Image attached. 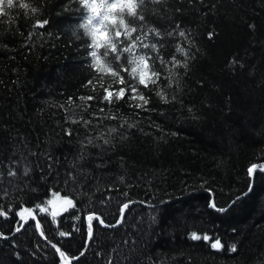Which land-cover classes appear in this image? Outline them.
Masks as SVG:
<instances>
[{
	"label": "trees",
	"instance_id": "1",
	"mask_svg": "<svg viewBox=\"0 0 264 264\" xmlns=\"http://www.w3.org/2000/svg\"><path fill=\"white\" fill-rule=\"evenodd\" d=\"M30 2L35 15L20 0L12 8L0 0V264H68L47 243L69 264H264V173L247 174L264 163V0L146 2L164 59L184 60L177 45L189 53L171 86L150 53L161 79L138 86L147 110L130 107L140 101L127 96L103 100L112 78L90 67L78 0ZM124 76L110 90L135 83ZM81 116L92 119L88 129L71 123ZM100 131L111 143L95 140L78 159L80 141ZM64 197L74 206L50 216L47 202ZM25 208L43 235L34 220L17 233ZM90 215L104 220L91 222V238ZM192 232L212 239L192 240ZM216 239L220 251L211 247Z\"/></svg>",
	"mask_w": 264,
	"mask_h": 264
},
{
	"label": "snow or ice",
	"instance_id": "2",
	"mask_svg": "<svg viewBox=\"0 0 264 264\" xmlns=\"http://www.w3.org/2000/svg\"><path fill=\"white\" fill-rule=\"evenodd\" d=\"M78 2L80 4V0H78ZM146 2L160 3L161 0H111V2H109V0H90V2L83 7L87 14L83 18L85 23L82 27L85 29V33H87V35H85V33L84 35L90 38V43L86 44V46L91 49L88 53L91 58L90 67L94 68L97 73L106 74L112 78V82L104 88L105 94L103 96V100L107 101L109 104L113 102V96H115L116 100L124 99L125 96H127L130 101H140V103L130 104V107L134 106L147 110L146 105L149 103V100L143 92L140 91L138 86H142L147 89L150 85L157 84L161 79V73L156 71L153 64L150 63V61L153 60L150 53H156V60H158L166 69L167 76L165 78L169 80V86H171L172 78L179 75V73L175 72L174 69L188 68L187 61L189 53L183 46L177 45L175 52L182 55L184 60L177 59L175 55L171 56L170 59L165 60L160 54V47L162 45L159 44V41L163 39V34L156 27L148 26V21L143 14V5ZM94 8L96 9L95 12L93 11ZM126 17L128 19H126ZM46 24L47 21H37L35 27L43 28ZM176 28H179V26L177 25ZM174 33L175 29L167 35L172 36ZM178 35L180 37H186V33L182 30L178 32ZM150 36L153 37L156 42H150ZM143 49H148L150 51L144 52L142 51ZM109 57H111V60L108 59ZM97 61H99V64H97ZM124 74H127L135 83L127 84V87H120L118 90H110L113 88V84L125 85L127 83ZM89 83H91V81H89ZM101 87H103V85H101ZM156 94L167 102V97L162 91H159ZM79 99L91 100L94 99V97H79ZM69 103H72L71 98L69 99ZM100 112L103 113L104 109H100ZM92 116L96 119H100V117H98L95 113H93ZM106 118L116 119L117 117L115 115H111ZM71 123H82V126L85 127V129H88L89 126L92 125V119H85L81 116L78 120L71 119ZM132 126L133 125H129V127ZM116 131V128L108 129L109 135ZM65 135L71 137L73 135L72 130L66 129ZM95 140H102L104 145L111 143V140L105 137V133L103 131H100L94 138L90 134L85 135L84 139L80 141L81 154L78 159L86 160L89 153H87L85 149L89 145L97 147L98 145L95 144ZM33 155H35V153H33ZM99 166L100 165H97V167ZM258 170L260 172H264V163L251 164L247 168V174L249 177H252ZM29 171L30 169L25 168L24 174L27 175ZM8 175L15 176L16 172L14 170H9ZM73 179H75V177H73ZM120 179L123 182V177ZM125 195H127V193H125ZM54 196L56 199H61L58 193H55ZM62 199L63 204L65 205L64 210H67L68 207L74 206L71 199L67 197ZM236 199L239 200L240 197H237ZM47 203L51 205L53 204V200H49ZM231 203L234 204L236 201L233 200ZM209 206L221 212L227 210V208H217L214 201L211 202ZM230 206L231 205H229V207ZM128 207L129 204L125 203L120 210L121 222L123 220L124 210ZM37 208L41 212L47 210L45 207H41L40 205H37ZM4 214L5 213L0 212V215ZM25 214L32 215V210L28 208L23 209L19 213L21 219H24ZM56 214V212L52 213L53 216ZM94 219L100 224H104V220L99 216L90 215L88 217L89 238L92 237L91 222ZM36 226L39 228V223H37ZM105 226L107 227L108 225ZM41 234L43 235V233ZM60 235L64 236L66 234L61 232ZM190 239H203L205 241H209L212 238L207 235L202 237L196 232H192L190 234ZM53 247H55V245H53ZM211 247L220 251L224 246L221 244L219 239H216L211 243ZM229 251L236 252V245H231ZM57 252L60 253L62 259L67 260L65 253L61 252L59 248H57ZM81 255H83V253H81Z\"/></svg>",
	"mask_w": 264,
	"mask_h": 264
},
{
	"label": "water",
	"instance_id": "3",
	"mask_svg": "<svg viewBox=\"0 0 264 264\" xmlns=\"http://www.w3.org/2000/svg\"><path fill=\"white\" fill-rule=\"evenodd\" d=\"M257 172H260L259 170L257 171ZM261 173H264V172H261ZM251 178H253V176L251 177ZM250 189H251V187H250ZM69 208V207H68ZM67 208V209H68ZM48 209H49V214H50V216H52V217H55L56 215H58V214H61L62 212H64L65 210V205L63 204V202H60V203H53V204H51L49 207H48ZM53 212H56L57 214L55 215V216H53L52 215V213ZM25 216H27V214H25ZM29 217L27 218V217H24V219H23V223H22V225H21V228L17 231V233L18 232H20L21 230H22V228L30 221V220H34L35 221V223L37 224V215L34 213V212H32V215H28ZM37 230H38V233H39V235H41L40 234V232H39V229H38V227H37ZM47 244H49L51 247H53V244H51V243H47ZM56 251H57V247L55 246V247H53ZM75 261V260H74ZM65 262L66 263H71V261L70 260H65Z\"/></svg>",
	"mask_w": 264,
	"mask_h": 264
},
{
	"label": "clouds",
	"instance_id": "4",
	"mask_svg": "<svg viewBox=\"0 0 264 264\" xmlns=\"http://www.w3.org/2000/svg\"><path fill=\"white\" fill-rule=\"evenodd\" d=\"M90 0H80V4L82 7H85L87 3H89ZM21 6L24 7L25 14L31 12L33 15L37 14L40 10L37 7H34L33 4L30 2V0H20ZM5 4L8 8L15 7L16 0H5ZM93 11L95 12L96 9L94 8ZM84 23H81L80 27H82ZM87 35V33H85ZM97 64H99V61H97Z\"/></svg>",
	"mask_w": 264,
	"mask_h": 264
},
{
	"label": "rangeland",
	"instance_id": "5",
	"mask_svg": "<svg viewBox=\"0 0 264 264\" xmlns=\"http://www.w3.org/2000/svg\"><path fill=\"white\" fill-rule=\"evenodd\" d=\"M49 212V209L47 210ZM57 216V215H56ZM26 217V216H25ZM39 229V228H38Z\"/></svg>",
	"mask_w": 264,
	"mask_h": 264
},
{
	"label": "bare ground",
	"instance_id": "6",
	"mask_svg": "<svg viewBox=\"0 0 264 264\" xmlns=\"http://www.w3.org/2000/svg\"><path fill=\"white\" fill-rule=\"evenodd\" d=\"M26 217L28 218L29 216L27 215Z\"/></svg>",
	"mask_w": 264,
	"mask_h": 264
}]
</instances>
